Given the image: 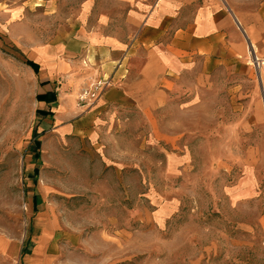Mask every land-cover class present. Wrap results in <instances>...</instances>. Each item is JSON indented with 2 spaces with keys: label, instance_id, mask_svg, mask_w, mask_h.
I'll return each instance as SVG.
<instances>
[{
  "label": "rangeland",
  "instance_id": "1",
  "mask_svg": "<svg viewBox=\"0 0 264 264\" xmlns=\"http://www.w3.org/2000/svg\"><path fill=\"white\" fill-rule=\"evenodd\" d=\"M87 1L101 0H0V14L18 16L0 24V238L18 258L42 225L85 264H264L263 86L251 60L118 126L104 155L44 127L23 44L58 40ZM229 1L264 15V0Z\"/></svg>",
  "mask_w": 264,
  "mask_h": 264
},
{
  "label": "crops",
  "instance_id": "2",
  "mask_svg": "<svg viewBox=\"0 0 264 264\" xmlns=\"http://www.w3.org/2000/svg\"><path fill=\"white\" fill-rule=\"evenodd\" d=\"M6 14L0 24L18 21L15 11ZM23 45L38 85L36 111L49 112L40 116L44 127L62 138L87 139L104 155V143L118 126L137 117L148 121L170 103L172 92H196L213 74L239 65L252 71V47L264 59V15L229 0L87 1L58 40L32 38ZM102 79L110 86L92 89L91 102L80 105L82 90ZM37 218L46 216L40 212ZM55 235L34 225L32 242L19 258L18 244L0 238V264H85L69 256L67 247L53 246Z\"/></svg>",
  "mask_w": 264,
  "mask_h": 264
},
{
  "label": "built area",
  "instance_id": "3",
  "mask_svg": "<svg viewBox=\"0 0 264 264\" xmlns=\"http://www.w3.org/2000/svg\"><path fill=\"white\" fill-rule=\"evenodd\" d=\"M250 60L251 63L254 65V67L260 71V69L264 68V59H261L257 56L255 50H253L250 53ZM110 86V81L109 79H102L100 81L94 82L91 86L90 89H84L78 96V103L80 105H88L91 102L92 98V89L98 90L100 89L101 91H104Z\"/></svg>",
  "mask_w": 264,
  "mask_h": 264
},
{
  "label": "trees",
  "instance_id": "4",
  "mask_svg": "<svg viewBox=\"0 0 264 264\" xmlns=\"http://www.w3.org/2000/svg\"><path fill=\"white\" fill-rule=\"evenodd\" d=\"M33 69H34V71L35 72H38V65H36V64H34L33 66ZM38 113V115L39 116H47V115H49V112H45V111H38L37 112ZM40 142H37V145H36V147H37V154H36V157L39 159L40 158V152H39V148H40ZM39 171V168L38 167H36L35 168V171H34V175L35 176H37L38 175V172ZM33 199H34V202L36 203V204H38L39 202H40V197L38 196V195H34L33 196ZM24 253H26V247H24L23 248V254Z\"/></svg>",
  "mask_w": 264,
  "mask_h": 264
},
{
  "label": "bare ground",
  "instance_id": "5",
  "mask_svg": "<svg viewBox=\"0 0 264 264\" xmlns=\"http://www.w3.org/2000/svg\"><path fill=\"white\" fill-rule=\"evenodd\" d=\"M253 48V47H252ZM253 50H255L256 54H257V50H256V47L254 46ZM250 64V63H249ZM262 73V75H264V70L263 69H260V74ZM261 78V77H260Z\"/></svg>",
  "mask_w": 264,
  "mask_h": 264
}]
</instances>
